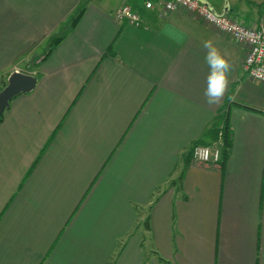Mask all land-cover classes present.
<instances>
[{"label":"crops","instance_id":"obj_1","mask_svg":"<svg viewBox=\"0 0 264 264\" xmlns=\"http://www.w3.org/2000/svg\"><path fill=\"white\" fill-rule=\"evenodd\" d=\"M205 1L264 19V0ZM145 2L0 0V87L38 78L0 121V264H264V83L243 67L248 47ZM124 4L141 26L117 19ZM209 39L232 65L211 106ZM220 117L228 155L195 162Z\"/></svg>","mask_w":264,"mask_h":264},{"label":"built area","instance_id":"obj_2","mask_svg":"<svg viewBox=\"0 0 264 264\" xmlns=\"http://www.w3.org/2000/svg\"><path fill=\"white\" fill-rule=\"evenodd\" d=\"M145 8H157L161 12L186 9L199 15L215 29L248 47L243 67L251 78L264 83V19L259 25L246 26L226 14L217 13L201 0H146ZM116 17L120 21L126 19L135 26H141L143 22L139 12L129 4L122 5L117 10ZM192 156L198 163H219L223 159L222 144H198L193 147Z\"/></svg>","mask_w":264,"mask_h":264},{"label":"clouds","instance_id":"obj_3","mask_svg":"<svg viewBox=\"0 0 264 264\" xmlns=\"http://www.w3.org/2000/svg\"><path fill=\"white\" fill-rule=\"evenodd\" d=\"M204 61L209 71L206 77L204 96L207 104L215 105L221 101L229 83L232 65L211 39L203 42Z\"/></svg>","mask_w":264,"mask_h":264},{"label":"water","instance_id":"obj_4","mask_svg":"<svg viewBox=\"0 0 264 264\" xmlns=\"http://www.w3.org/2000/svg\"><path fill=\"white\" fill-rule=\"evenodd\" d=\"M201 1L207 3L205 0ZM37 82L38 78L32 74L19 71L12 73L8 79L7 85L0 91V116L3 115L7 108H9L11 101L16 96L21 93L32 91L36 87Z\"/></svg>","mask_w":264,"mask_h":264},{"label":"trees","instance_id":"obj_5","mask_svg":"<svg viewBox=\"0 0 264 264\" xmlns=\"http://www.w3.org/2000/svg\"><path fill=\"white\" fill-rule=\"evenodd\" d=\"M85 10V8L83 6H81L77 13L75 14V16L73 17V19L71 20V26H74L76 25V23L78 22L79 18L81 17L83 11ZM61 39V36H55L52 40V44H56L60 41ZM3 89V87H0V91ZM222 117V115H221ZM221 117L220 119H218L215 123V127L214 130L215 133L213 135L214 138H217V140H219L222 144V148H223V158L226 157L228 155V151H229V148H230V145H231V130H230V125H229V121H228V117H226V121H225V124L222 128V130H220V127H219V122L221 120ZM3 118V115L0 116V121L2 120ZM213 128V127H212ZM220 131H222V135H220ZM210 132V131H209ZM220 135V136H219ZM199 143H196V145H198ZM194 145V146H196ZM209 145V144H207ZM193 150V149H192ZM143 224L145 225V228L148 229L149 228V216H147L146 220L143 221Z\"/></svg>","mask_w":264,"mask_h":264},{"label":"rangeland","instance_id":"obj_6","mask_svg":"<svg viewBox=\"0 0 264 264\" xmlns=\"http://www.w3.org/2000/svg\"><path fill=\"white\" fill-rule=\"evenodd\" d=\"M214 1H216V0H214ZM223 1L224 0H218L217 2H220V3H223ZM228 1H231V2H240V1H242V0H228ZM236 4H238V3H236ZM193 13V12H192ZM195 14V13H194ZM198 18H200V19H203V18H201L199 15H197V14H195ZM204 20V19H203ZM204 21H206V20H204ZM207 22V21H206ZM208 23V22H207ZM209 24V23H208ZM146 218H147V215H145V217H144V220L143 221H145L146 220ZM143 228L145 229V225L143 224Z\"/></svg>","mask_w":264,"mask_h":264}]
</instances>
